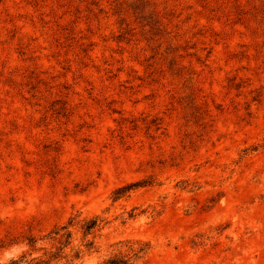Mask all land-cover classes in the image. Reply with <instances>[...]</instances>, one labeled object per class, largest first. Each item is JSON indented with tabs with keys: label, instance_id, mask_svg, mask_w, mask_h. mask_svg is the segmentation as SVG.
<instances>
[{
	"label": "rangeland",
	"instance_id": "obj_1",
	"mask_svg": "<svg viewBox=\"0 0 264 264\" xmlns=\"http://www.w3.org/2000/svg\"><path fill=\"white\" fill-rule=\"evenodd\" d=\"M264 264V0H0V264Z\"/></svg>",
	"mask_w": 264,
	"mask_h": 264
},
{
	"label": "trees",
	"instance_id": "obj_2",
	"mask_svg": "<svg viewBox=\"0 0 264 264\" xmlns=\"http://www.w3.org/2000/svg\"><path fill=\"white\" fill-rule=\"evenodd\" d=\"M120 262H122L121 259H110L105 264H119Z\"/></svg>",
	"mask_w": 264,
	"mask_h": 264
}]
</instances>
